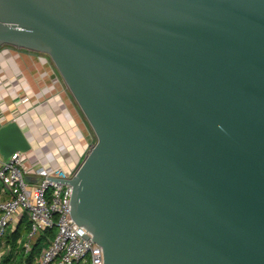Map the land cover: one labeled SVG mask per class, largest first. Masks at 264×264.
<instances>
[{
	"label": "water",
	"instance_id": "water-1",
	"mask_svg": "<svg viewBox=\"0 0 264 264\" xmlns=\"http://www.w3.org/2000/svg\"><path fill=\"white\" fill-rule=\"evenodd\" d=\"M4 44L46 53L95 133L47 179L104 264H264V0H0ZM30 147L0 125L3 157Z\"/></svg>",
	"mask_w": 264,
	"mask_h": 264
},
{
	"label": "crops",
	"instance_id": "crops-1",
	"mask_svg": "<svg viewBox=\"0 0 264 264\" xmlns=\"http://www.w3.org/2000/svg\"><path fill=\"white\" fill-rule=\"evenodd\" d=\"M15 119L31 147L23 164L76 167L91 146L90 126L51 58L0 46V125Z\"/></svg>",
	"mask_w": 264,
	"mask_h": 264
},
{
	"label": "built area",
	"instance_id": "built-area-1",
	"mask_svg": "<svg viewBox=\"0 0 264 264\" xmlns=\"http://www.w3.org/2000/svg\"><path fill=\"white\" fill-rule=\"evenodd\" d=\"M23 161L21 150L0 158V262L13 248L8 236L19 225L22 229L16 247L24 254L29 252L43 229L56 225L52 237L44 234L43 244L32 264H104L101 246L69 212L70 183L47 179L70 178L80 163L67 170L42 162L25 166Z\"/></svg>",
	"mask_w": 264,
	"mask_h": 264
},
{
	"label": "trees",
	"instance_id": "trees-1",
	"mask_svg": "<svg viewBox=\"0 0 264 264\" xmlns=\"http://www.w3.org/2000/svg\"><path fill=\"white\" fill-rule=\"evenodd\" d=\"M24 220H22L23 222ZM22 229V225H19L17 229L13 230L11 235L8 236V242H11L12 249L7 251L2 259L0 264H32L35 255L38 254L42 244H43V236L44 234H48L50 229H43L38 237L36 238L35 242H33L31 249L27 253H23V251L16 247V241L18 236L20 235V231Z\"/></svg>",
	"mask_w": 264,
	"mask_h": 264
},
{
	"label": "rangeland",
	"instance_id": "rangeland-1",
	"mask_svg": "<svg viewBox=\"0 0 264 264\" xmlns=\"http://www.w3.org/2000/svg\"><path fill=\"white\" fill-rule=\"evenodd\" d=\"M90 126V125H89ZM90 135H91V139H92V142H94L95 141V139H96V136H95V133H94V131H93V129H92V127L90 126ZM89 151V150H88ZM88 151H87V153H88ZM0 158H3L1 155H0ZM0 185H1V180H0ZM50 229V232L48 233L49 234V236H53L54 235V233L56 232V225H53L52 227H50L49 228Z\"/></svg>",
	"mask_w": 264,
	"mask_h": 264
}]
</instances>
